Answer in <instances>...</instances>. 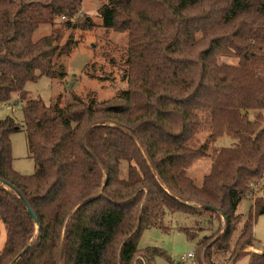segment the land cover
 Returning <instances> with one entry per match:
<instances>
[{
	"label": "trees",
	"instance_id": "16d2710c",
	"mask_svg": "<svg viewBox=\"0 0 264 264\" xmlns=\"http://www.w3.org/2000/svg\"><path fill=\"white\" fill-rule=\"evenodd\" d=\"M82 1L0 0V103L20 93L36 166L14 168L19 125L1 119L0 264H155L165 252L138 240L166 209L211 216L196 264H264V246L249 250L264 197L238 210L264 174V0H107L103 26L129 33L127 89L102 102L23 96L28 82L56 78L59 28L94 26L72 19ZM73 45L69 35L62 50ZM227 49L237 64L221 62ZM223 135L236 143L214 147ZM203 156L197 186L187 169Z\"/></svg>",
	"mask_w": 264,
	"mask_h": 264
},
{
	"label": "rangeland",
	"instance_id": "374dc122",
	"mask_svg": "<svg viewBox=\"0 0 264 264\" xmlns=\"http://www.w3.org/2000/svg\"><path fill=\"white\" fill-rule=\"evenodd\" d=\"M107 0H83L78 13L72 19L79 20L83 16H88L94 23L92 28H59L61 35L60 52L55 57V68L57 76L51 79L46 76L39 77L35 81H30L26 85V97H42L47 103L60 100L64 104L69 98L75 96L85 100L94 97L96 101L102 102L114 99L121 95L122 91L129 86L126 79V67L128 58V31L120 32L103 26L100 16V7ZM67 18L61 17L56 24H41L33 35L37 40L52 33L54 27H60ZM71 35L74 41L73 48L68 53L62 50L68 36ZM201 36L197 34V38ZM222 63H238V55L231 49H227L221 54ZM64 69L65 76L60 77L59 72ZM20 93H14L10 101L0 103V120L8 116L15 119L19 125V130L12 134V150L14 157V168L22 174H32L35 171V162L29 149L28 137L23 115L24 101L20 98ZM60 98V99H59ZM250 118L253 113L250 112ZM206 131L199 139L203 141ZM236 143V139L229 135L218 137L213 143L214 147H230ZM211 158L203 156L197 159L188 169V175L197 186L203 182L204 176L209 172ZM1 184V182H0ZM249 197H245L240 203L238 210L247 214L251 210L254 213L252 204L254 198L264 197V174L254 186ZM211 216L200 211L196 214L182 211H171L166 209L153 225L145 229L138 240L140 249L148 247H158L165 252V256H158L155 264H196V261H183L181 256L189 252H195L198 242L210 233ZM217 225V220L213 222ZM224 224V220H223ZM0 250L6 240V230L1 225ZM189 234L191 236H189ZM255 247H250V251H261L264 246V213L254 218ZM240 263L247 262V256H242Z\"/></svg>",
	"mask_w": 264,
	"mask_h": 264
},
{
	"label": "built area",
	"instance_id": "2783aa9c",
	"mask_svg": "<svg viewBox=\"0 0 264 264\" xmlns=\"http://www.w3.org/2000/svg\"><path fill=\"white\" fill-rule=\"evenodd\" d=\"M194 257H195V253L194 252H189L188 254H183L181 256V259L183 261H189V260H192L193 261L194 260Z\"/></svg>",
	"mask_w": 264,
	"mask_h": 264
},
{
	"label": "water",
	"instance_id": "95a60500",
	"mask_svg": "<svg viewBox=\"0 0 264 264\" xmlns=\"http://www.w3.org/2000/svg\"><path fill=\"white\" fill-rule=\"evenodd\" d=\"M241 113L244 114V113H245V110H242ZM28 209H29L30 214H31L34 218H36V215H35L34 211L32 210V208H31L29 205H28ZM28 248H29V246H27V248H26L25 250H27Z\"/></svg>",
	"mask_w": 264,
	"mask_h": 264
},
{
	"label": "crops",
	"instance_id": "0c3cea01",
	"mask_svg": "<svg viewBox=\"0 0 264 264\" xmlns=\"http://www.w3.org/2000/svg\"><path fill=\"white\" fill-rule=\"evenodd\" d=\"M256 249V248H255Z\"/></svg>",
	"mask_w": 264,
	"mask_h": 264
}]
</instances>
